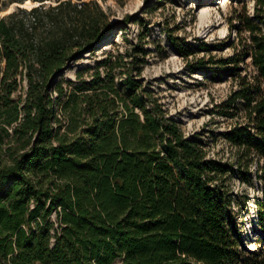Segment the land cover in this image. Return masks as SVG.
<instances>
[{
	"label": "trees",
	"instance_id": "1",
	"mask_svg": "<svg viewBox=\"0 0 264 264\" xmlns=\"http://www.w3.org/2000/svg\"><path fill=\"white\" fill-rule=\"evenodd\" d=\"M31 1L0 16V264H264V0L252 16L235 11L241 49L207 61L237 81L221 111L235 118L221 133L231 161L209 157L142 89V46L104 52L89 78L62 77L123 30L96 0ZM245 57L252 72L235 76ZM233 175L259 182L253 251Z\"/></svg>",
	"mask_w": 264,
	"mask_h": 264
},
{
	"label": "rangeland",
	"instance_id": "2",
	"mask_svg": "<svg viewBox=\"0 0 264 264\" xmlns=\"http://www.w3.org/2000/svg\"><path fill=\"white\" fill-rule=\"evenodd\" d=\"M7 1L0 0L3 8L1 15L15 10L17 5L30 9L41 4L36 2L35 5L25 6L14 2L6 6ZM96 1L112 24L122 22L123 30H116L109 38V49L85 53L82 58L70 63L62 77L74 80L77 70L86 69L83 78H89L104 52L110 49L124 51L130 48V43L142 46L145 53L136 54L143 61L137 76L142 89L162 105L186 136L199 134L209 157L231 161L232 148L221 133L232 126L235 118L223 116L221 111L237 81L226 72L225 67L216 73L211 71L209 67L215 65L207 61L228 58L235 50L241 49L239 43L245 33L239 39L235 11L243 7L252 16L254 0H227L226 3H220L221 0ZM44 3V8H48L55 5L56 0ZM205 4L207 8L203 9ZM169 35L176 38L190 54L182 56L177 52ZM132 59L125 58L127 61ZM237 69L235 76L237 73H251L250 58L245 57ZM118 80L119 75H116L115 81ZM228 183L237 198L232 203V209L239 225L242 246L249 251L256 250L263 233L255 217L254 201L259 194V182L253 179L251 185L240 183L233 175ZM114 264L120 263L117 261Z\"/></svg>",
	"mask_w": 264,
	"mask_h": 264
},
{
	"label": "bare ground",
	"instance_id": "3",
	"mask_svg": "<svg viewBox=\"0 0 264 264\" xmlns=\"http://www.w3.org/2000/svg\"><path fill=\"white\" fill-rule=\"evenodd\" d=\"M226 1L227 0H221L220 3H226ZM35 4H36V2H32V1H29V0H25L22 5L32 6V5H35ZM205 8H207V5L206 4L203 6V9H205ZM116 40H119V39L117 38ZM109 48H110V43L107 42L103 46H101L100 49L101 50H106V49H109Z\"/></svg>",
	"mask_w": 264,
	"mask_h": 264
},
{
	"label": "water",
	"instance_id": "4",
	"mask_svg": "<svg viewBox=\"0 0 264 264\" xmlns=\"http://www.w3.org/2000/svg\"><path fill=\"white\" fill-rule=\"evenodd\" d=\"M38 5H39V4H38ZM17 6L22 8V6H20V5H17ZM8 13H9V12H8ZM6 14H7V13H6ZM0 16H3V15L0 14Z\"/></svg>",
	"mask_w": 264,
	"mask_h": 264
}]
</instances>
